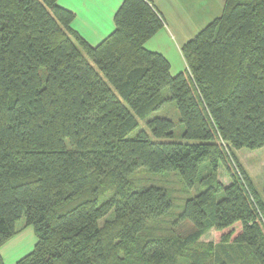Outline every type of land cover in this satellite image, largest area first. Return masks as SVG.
Masks as SVG:
<instances>
[{
  "label": "trees",
  "instance_id": "1",
  "mask_svg": "<svg viewBox=\"0 0 264 264\" xmlns=\"http://www.w3.org/2000/svg\"><path fill=\"white\" fill-rule=\"evenodd\" d=\"M73 19L56 0H0V246L23 216L36 243L15 264H179L212 228V264H264V200L233 154L230 171L216 140L226 150L264 148V0H223L181 46L187 71L176 75L144 46L164 25L152 0H123L95 46ZM167 100L182 141L172 140L169 118L150 117ZM140 122L146 130L129 137ZM221 165L228 184L215 176ZM140 168L200 186L177 216L189 231L140 239L173 208L166 188L132 183Z\"/></svg>",
  "mask_w": 264,
  "mask_h": 264
},
{
  "label": "crops",
  "instance_id": "2",
  "mask_svg": "<svg viewBox=\"0 0 264 264\" xmlns=\"http://www.w3.org/2000/svg\"><path fill=\"white\" fill-rule=\"evenodd\" d=\"M122 1L56 0L59 6L74 14L71 28L92 46L97 45L112 32L114 15ZM152 1L161 13L164 25L146 41L144 46L147 50L162 54L168 60L171 75L186 72L187 65L181 53V46L221 14L223 0ZM195 28L199 30L197 33ZM176 38L180 40L178 43L174 41ZM168 43L174 49V59L168 55L171 51ZM15 229V235L0 246V255L4 264H15L20 258L27 255L36 243L31 226L23 225L20 229L15 226Z\"/></svg>",
  "mask_w": 264,
  "mask_h": 264
},
{
  "label": "rangeland",
  "instance_id": "3",
  "mask_svg": "<svg viewBox=\"0 0 264 264\" xmlns=\"http://www.w3.org/2000/svg\"><path fill=\"white\" fill-rule=\"evenodd\" d=\"M195 32L197 33L199 30L198 28H195ZM198 30V31H197ZM178 43L180 41L178 38L174 40ZM169 44V43H168ZM170 48V52L168 53L169 57L171 59L175 58V53L173 47L171 45H168ZM179 57V53H178ZM175 62H177L175 60ZM40 76L43 79L44 77V69L41 68ZM162 94L164 97L169 96V91L167 88L162 90ZM167 117L169 118L173 123V136L172 140L175 141H182V132L184 130L183 125L179 123L178 121V113L176 109V104L174 101L167 100L157 111L153 112L150 117ZM139 129H145V125L143 122H140L139 127L131 132L129 134V137L134 136ZM149 133V131H147ZM150 138L154 139L151 134L149 133ZM222 146L223 150L226 153L227 157V164H230V171L235 174V166H233L229 162L230 155H234L237 163L239 162L241 168L245 172L246 176L251 181L255 191L257 192L258 196L264 200V148L259 149H246L241 148L239 150H235L231 146L228 147L226 150L224 143L216 139ZM231 160V159H230ZM235 161V160H234ZM220 169L217 170V174H215L216 178L222 183L226 184L229 180H231L229 173L226 171L225 167L222 165L219 167ZM207 165L203 164L200 169L199 176L206 175L208 172ZM130 180L137 188H143L147 187L149 185H157L161 186L163 188H166V190L169 192L170 197L173 201V208L170 211V213L159 219L156 222H152L148 225L147 229L142 233L140 236V239H147L159 235H170V234H180V233H186L191 229V225L183 220H179L177 218L182 204L184 200L190 196H193L196 191L200 189V186L198 184L195 185L194 188L188 189L186 188L177 173L175 172H150L147 169L140 168L133 172L130 175ZM101 194V193H100ZM112 192L106 191L101 194V198L107 199L109 196H111ZM258 212V211H257ZM260 214L257 213V218L260 222H262V217ZM113 218V211H110L107 213L104 217H102L98 223L99 225H102L105 221L111 220ZM23 225H25V219L22 216L15 224L17 229H20ZM218 235L216 232L209 228L207 229L202 236L193 243L184 253L181 254L179 257V264H188L194 256H200L202 258L203 264H212L214 260V254L215 252L219 251L218 247L216 246V241H218ZM129 250L126 252L125 250H120L118 253L119 259H126L129 258ZM242 263L244 262L241 261ZM238 264V263H237ZM241 264V263H239Z\"/></svg>",
  "mask_w": 264,
  "mask_h": 264
}]
</instances>
